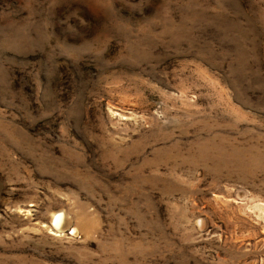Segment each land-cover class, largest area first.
Listing matches in <instances>:
<instances>
[{
  "label": "rangeland",
  "instance_id": "374dc122",
  "mask_svg": "<svg viewBox=\"0 0 264 264\" xmlns=\"http://www.w3.org/2000/svg\"><path fill=\"white\" fill-rule=\"evenodd\" d=\"M0 264H264V0H0Z\"/></svg>",
  "mask_w": 264,
  "mask_h": 264
},
{
  "label": "bare ground",
  "instance_id": "6f19581e",
  "mask_svg": "<svg viewBox=\"0 0 264 264\" xmlns=\"http://www.w3.org/2000/svg\"><path fill=\"white\" fill-rule=\"evenodd\" d=\"M60 213V212H59ZM62 215V214H61ZM56 217H55V219H54V224H58V222H59V220H60V215L59 214H57V215H55ZM62 218V217H61ZM61 221V220H60ZM60 224V223H59Z\"/></svg>",
  "mask_w": 264,
  "mask_h": 264
}]
</instances>
